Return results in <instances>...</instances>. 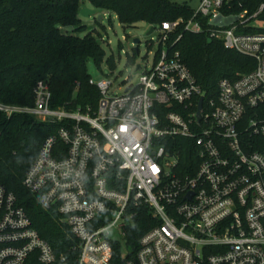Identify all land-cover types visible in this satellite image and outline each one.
I'll return each mask as SVG.
<instances>
[{"label": "built area", "instance_id": "obj_1", "mask_svg": "<svg viewBox=\"0 0 264 264\" xmlns=\"http://www.w3.org/2000/svg\"><path fill=\"white\" fill-rule=\"evenodd\" d=\"M231 1L199 0L190 17L162 21L153 62L138 63L137 84L120 94L111 80L89 77L100 95L93 109L52 108L44 80L31 106L0 102L1 114L60 124L21 182L75 237L74 264H109L112 244L121 245L113 226L126 254V228L141 205L156 223L119 264H264V3L250 11ZM179 27L205 33L254 67L222 77L207 95L166 46ZM30 258L66 261L0 184V264Z\"/></svg>", "mask_w": 264, "mask_h": 264}, {"label": "trees", "instance_id": "obj_2", "mask_svg": "<svg viewBox=\"0 0 264 264\" xmlns=\"http://www.w3.org/2000/svg\"><path fill=\"white\" fill-rule=\"evenodd\" d=\"M83 0H0V102L33 105L32 90L38 80L49 85L50 106L67 109L88 106L95 108L98 89L89 83L88 63L102 62L103 49L90 33L79 37L65 33L68 26L84 31L78 18ZM96 9L112 12L122 25L133 26L138 21L158 25L162 21L186 19L193 8L179 0H88ZM241 6L254 10L264 0H232L234 10ZM264 19V16L262 17ZM180 38L174 42L176 37ZM166 46L178 51L186 67L195 76L207 95L216 93L222 77L236 78L239 72L251 70L253 59L226 49L207 35L172 32ZM60 124L35 120L24 113L8 116L0 113V184L11 191L19 206L30 217L36 232L45 239L56 254H64L74 264L76 252L71 249L76 239L60 215L43 210L38 200L21 182L30 164L37 157L40 144L54 134ZM137 215L126 228L124 254L119 243L112 244L109 264H119L123 257L133 258L138 239L156 223L149 209L141 205ZM26 264H37L30 258Z\"/></svg>", "mask_w": 264, "mask_h": 264}, {"label": "rangeland", "instance_id": "obj_3", "mask_svg": "<svg viewBox=\"0 0 264 264\" xmlns=\"http://www.w3.org/2000/svg\"><path fill=\"white\" fill-rule=\"evenodd\" d=\"M188 2V4L197 8L199 0H179ZM92 10L93 13L88 16H82L79 12L78 18L80 25L84 27V31L77 30L75 27L68 26L62 28L65 33H71L79 37L85 36L86 33L96 37L98 43L103 49L102 62L99 66L88 63L87 72L95 82L103 78L112 81V92L120 94L129 85H136L139 79L138 70L135 66L140 63L142 65H150L153 62L154 53L159 48L157 42L158 25H154L151 34L147 32L153 27L143 21H138L133 26L122 25L118 22L116 15L112 12L99 10L94 8L88 0L80 3V9ZM101 21H97L101 16ZM138 39L137 50L132 43L133 39ZM111 235L114 239H118L123 244L121 231L117 226L111 229ZM126 249V247H125Z\"/></svg>", "mask_w": 264, "mask_h": 264}, {"label": "water", "instance_id": "obj_4", "mask_svg": "<svg viewBox=\"0 0 264 264\" xmlns=\"http://www.w3.org/2000/svg\"><path fill=\"white\" fill-rule=\"evenodd\" d=\"M92 13H93L92 10H88L86 8L80 9V14L83 17L84 16H88V15H90ZM101 18H102V15L101 16H98L97 21H101ZM153 30H154V27H151V29L147 32V34H151L153 32ZM137 42H138V39L137 38L132 40V43L135 45V48H134L135 51L137 50V46H136L137 45ZM139 69H140V64H137L136 65V71L139 70ZM201 101H202V98L200 99L199 105H198V108H197L198 109V111H197V117H199Z\"/></svg>", "mask_w": 264, "mask_h": 264}]
</instances>
